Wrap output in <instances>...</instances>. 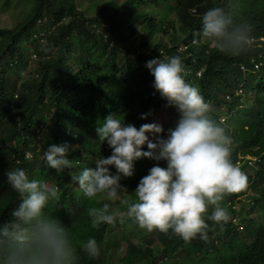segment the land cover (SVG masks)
Listing matches in <instances>:
<instances>
[{"label":"trees","instance_id":"1","mask_svg":"<svg viewBox=\"0 0 264 264\" xmlns=\"http://www.w3.org/2000/svg\"><path fill=\"white\" fill-rule=\"evenodd\" d=\"M226 2L0 0V11L12 10L10 15L18 19L12 28L0 27V222L10 220L20 203L8 185L7 172L22 168L29 178L45 180L59 189V205L50 203L46 212L72 227L76 264H264V219H260L264 214V0H239L238 11L250 22L254 39L252 48L243 54H223L209 43H192L193 33L201 27L200 14ZM30 31L45 43L31 40ZM24 43L31 46L35 60L26 57ZM160 54L181 55L185 79L199 88L212 105V114L219 120L228 115L224 124L234 139L232 160L248 177L246 189L226 194L222 202L230 215L238 216L236 205L247 198L246 220L239 218V227L230 220L221 230L206 219L208 241L198 236L185 242L171 230L148 233L130 219L94 227L86 208L108 201L99 197L89 201L81 189L72 186L71 175L95 167L100 156L111 155V148L106 142L101 144L96 133L98 121L102 123L108 114L119 113L125 124L139 128L151 116L143 120L141 114L163 108L170 114L163 135L175 126L176 110L165 107L145 67ZM257 63L261 64L258 68ZM243 66L246 70H241ZM255 74L258 78L251 87ZM238 87L244 95L251 87L252 104L243 105L242 96L235 95ZM52 144L69 145L71 169L57 173L47 166L43 154ZM143 150L148 149L144 146ZM25 153L31 158L26 159ZM247 156L255 159L252 166L244 164ZM156 163L147 158L134 161V175L121 179L129 192L122 195L131 199L140 179ZM159 163L166 167V162ZM111 171L116 172L114 167ZM108 203L119 207L118 202ZM125 228L130 232L125 233ZM239 231L249 243L225 241L240 237ZM88 237L98 242L100 256L96 259L80 249ZM129 240L139 241V247Z\"/></svg>","mask_w":264,"mask_h":264},{"label":"clouds","instance_id":"2","mask_svg":"<svg viewBox=\"0 0 264 264\" xmlns=\"http://www.w3.org/2000/svg\"><path fill=\"white\" fill-rule=\"evenodd\" d=\"M239 6V0H227L224 6L206 9L199 16L201 27L193 33L192 43H209L223 54H243L251 49L252 26L239 13ZM29 38L45 43L31 32ZM26 57L35 60L36 54L30 52ZM145 67L154 77L153 87L166 101L165 107L176 110L175 126L165 136L160 123H145L137 128L125 124L119 113L108 114L102 123L98 121L96 133L101 144L106 142L111 148V155L100 156L95 167H85L71 175L72 181L89 201L99 197L119 204L113 207L106 202L87 207L86 215L94 227L130 219L148 233L168 234L171 230L185 242L198 236L208 241L210 225L206 219L223 230L233 216L222 203L224 197L246 189L248 177L232 160L234 139L227 126L212 114V105L199 88L185 79L182 56L160 54L148 60ZM241 92L238 87L235 95ZM151 114H141L140 119L146 120ZM147 133H152L153 139ZM145 144L147 151L143 150ZM69 150L68 144H52L43 158L49 168L61 173L73 166ZM25 158H31V154L25 153ZM141 158L157 163L140 179L130 199L122 195L129 192L121 179L134 175V161ZM161 161L166 162V167L160 166ZM7 182L20 203L12 210L10 220L0 222V264H76L72 227L46 212L50 203L59 205V189L45 180L29 178L22 168L9 170ZM231 222L234 224V220ZM127 232L130 231L125 228ZM127 242L138 247L140 244ZM125 246L123 243L122 251ZM80 249L89 258L100 256L94 237L82 242Z\"/></svg>","mask_w":264,"mask_h":264},{"label":"rangeland","instance_id":"3","mask_svg":"<svg viewBox=\"0 0 264 264\" xmlns=\"http://www.w3.org/2000/svg\"><path fill=\"white\" fill-rule=\"evenodd\" d=\"M79 3H80V1L76 2V4H79ZM11 11H9V12L0 11V27L1 28H3V27L4 28H6V27H11L12 28V27L16 26V24L18 23V19L10 15ZM169 17L173 19V21L175 22V26L178 27L179 26V22L177 21L175 16L171 14ZM164 40H165V42H168L169 38L168 37H164ZM178 40H180V37L177 36V41ZM23 48H24V51H25L26 54H29L31 52V46L29 44L24 43ZM150 48L151 47H148L147 50L149 51ZM257 78H258L257 74L251 76V82H252L251 83L252 84L251 87L254 86V84L257 81ZM251 87H249V89L246 88V90H248V93L246 95H244L245 91L243 90V88H242V92L240 93V96H242V102H243L244 106H248V105L252 104V102H253V98H252L253 96L251 94ZM223 111L225 112V109ZM169 119H170V114L168 113V111H166L163 108H160L157 111H153L152 112L150 118H148L147 123H160L163 126L164 130H165L164 133H166V127H167ZM221 119L223 120L224 123H226V121L228 120V115L224 114ZM147 135H148L150 140L153 139V134L152 133H147ZM144 146L147 147L146 144ZM85 159H87V158H85ZM254 160L255 159L252 158L251 156H247L245 158L244 164L249 162V163H247V165L252 166ZM72 186L75 187V188H79L78 185H76L74 182L72 183ZM251 193L252 192L250 191V189H247V194L250 195ZM247 202H248V199L244 198V200L242 201L241 204H237L236 205V209H238L239 215L231 217V220H234V224L237 227H239L238 226L239 225V221H238L239 218L240 219H245V220L247 218L245 216L248 213V210H249V207H250V204H248ZM260 219H264V214L263 213H262ZM247 224H248V222L246 221V225ZM241 225L243 226L242 223H241ZM239 232H240V237H241L242 233H241V231H239ZM149 237L156 238L154 235H150ZM240 237L239 236H235V237L230 236L229 238L225 239V241L226 242H230V241L232 242V241L238 240V241H241L242 244L243 243H249V239L242 238V237L240 238ZM154 245H159V241H155Z\"/></svg>","mask_w":264,"mask_h":264},{"label":"built area","instance_id":"4","mask_svg":"<svg viewBox=\"0 0 264 264\" xmlns=\"http://www.w3.org/2000/svg\"><path fill=\"white\" fill-rule=\"evenodd\" d=\"M254 62V61H253ZM261 64L260 63H257V66H255L256 68H258Z\"/></svg>","mask_w":264,"mask_h":264}]
</instances>
